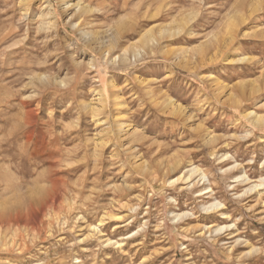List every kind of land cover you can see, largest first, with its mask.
Masks as SVG:
<instances>
[{"label": "rangeland", "instance_id": "rangeland-1", "mask_svg": "<svg viewBox=\"0 0 264 264\" xmlns=\"http://www.w3.org/2000/svg\"><path fill=\"white\" fill-rule=\"evenodd\" d=\"M78 2L0 0V264H264V0Z\"/></svg>", "mask_w": 264, "mask_h": 264}, {"label": "bare ground", "instance_id": "bare-ground-1", "mask_svg": "<svg viewBox=\"0 0 264 264\" xmlns=\"http://www.w3.org/2000/svg\"><path fill=\"white\" fill-rule=\"evenodd\" d=\"M79 1V2H78ZM77 2L79 3V5L81 4V2H80V0H77ZM77 4V3H76ZM81 6V8H82V5H80ZM86 7H83V10H85L86 11ZM90 10V9H89ZM86 13V12H85ZM193 18V16H190L188 19H192ZM239 18V17H238ZM233 22V21H232ZM232 24V23H231ZM235 25V24H234ZM230 26V25H229ZM234 26H232V28H233ZM231 28V29H232ZM234 28H236V27H234ZM179 29H180V27H178L175 31H172L171 29H169L168 30V32H169V35L170 36H172V35H174V34H178L179 33ZM233 30V29H232ZM163 34V32H160V35H162ZM142 40H143V43L145 44H143V43H141V44H143V48H138V47H133L132 48V50L131 51H133V57H134V59L136 60V58L138 57L139 58V56H142L143 54V51L146 49L145 47H147L146 45H149V43H150V41H153L154 43L156 42V43H158V40H159V36H157L156 35V32H152V31H148V32H146L143 36H142ZM223 44V43H222ZM221 47V46H220ZM222 48V47H221ZM202 50H203V48H201ZM218 49H220L219 47H218ZM127 51L128 50H125V53H124V59L126 60V57L129 55H127ZM219 51V50H218ZM217 51V52H218ZM119 56V55H118ZM130 56H131V54H130ZM128 58V57H127ZM128 59H130V57L128 58ZM232 60V59H231ZM236 88V87H235ZM261 89H257V90H255V92H252L251 94H254V93H257V92H259ZM238 102V101H237ZM255 104H259L258 102L257 103H255ZM263 105H264V103H262ZM258 106V105H257ZM259 107H260V105H259ZM258 107V108H259ZM264 107V106H263ZM248 116H250V118L252 119V122L253 123H255V124H264V115H261V114H259L256 110H251L250 112H248ZM212 141V140H211ZM6 163V162H5ZM183 164V161H182V159H180V158H177L170 166H169V168H170V170H176V169H178L181 165ZM185 164V163H184ZM183 164V165H184ZM236 168V167H235ZM187 170L182 174L181 173V175L179 176V177H177L173 182H176V183H178L180 180L182 181L183 179H184V177H185V175H187L188 173H189V176L187 177V180L186 181H188L192 176H194L195 174H197L198 172H200L201 173V176H202V178L204 179V178H206L207 176H206V174H205V172L203 173V172H201V170H200V168L199 167H197V166H194L192 163L189 165V167L188 168H186ZM231 169V168H230ZM154 171V170H153ZM60 172V171H59ZM167 172V171H166ZM200 176V177H201ZM242 176V175H241ZM246 176V174H244L242 177H245ZM154 177V176H153ZM4 178V177H3ZM197 178H198V176H197ZM196 179V178H195ZM194 179V180H195ZM246 179L248 180L249 178H247L246 177ZM8 180V179H7ZM9 180H12V179H9ZM60 180V179H59ZM193 180V179H192ZM192 180H190V181H192ZM197 180V179H196ZM202 180V179H201ZM201 180H199V182L201 181ZM259 182H256V183H254V184H252L251 186H249V189L248 190H246V191H252L253 189H257L258 187H261V186H264V177H261L259 180H258ZM5 182H7V181H5ZM195 182V181H194ZM198 182V181H197ZM10 183V182H9ZM191 183V182H190ZM193 183V182H192ZM196 183V182H195ZM195 183H194V185H195ZM187 184V183H186ZM50 185V184H49ZM64 185V184H63ZM62 185V186H63ZM197 185V184H196ZM187 186H188V184H187ZM14 187V186H13ZM63 187H65V186H63ZM192 187V186H191ZM9 188V187H8ZM67 189V188H66ZM65 189V190H66ZM246 189V188H245ZM8 190V189H7ZM44 190V189H43ZM54 190V189H53ZM31 191V190H30ZM70 191V190H69ZM213 192V191H212ZM241 195H242V193H241ZM40 196V195H39ZM45 197V196H44ZM65 198H66V196H64ZM47 199H48V197H47ZM51 199V198H50ZM58 199V198H57ZM64 200V199H63ZM50 201V200H49ZM58 202V201H57ZM61 202V201H60ZM258 202V201H257ZM51 203V202H50ZM121 205H123V204H121ZM52 206V205H51ZM125 206V205H124ZM54 207V206H53ZM222 207L224 208V206H222V204L220 203V202H210L209 203V205H206V206H204V210H206V211H209V212H211V211H220L221 209H222ZM15 209V208H14ZM53 209V208H52ZM59 210H60V208H59ZM132 210H133V208H132ZM111 212H112V210H110ZM106 213V212H105ZM108 213V212H107ZM223 215L222 216H226V213H224V211L223 212H221ZM45 214H46V212H45ZM184 215H189L190 216V214H188L187 212H184L183 214L182 213H176V216L177 217H181V216H184ZM229 215V214H228ZM215 216V215H214ZM107 217V216H106ZM216 217V216H215ZM227 217V216H226ZM225 217V218H226ZM1 218V217H0ZM104 218H105V216H104ZM187 218V217H186ZM228 218H229V216H228ZM103 219V218H102ZM101 219V220H102ZM176 219V218H175ZM206 219V218H205ZM208 219V218H207ZM100 220V219H99ZM106 220H107V218H106ZM180 220V219H179ZM209 220H210V218H209ZM40 221V220H39ZM115 221V220H114ZM100 222V221H99ZM230 222V221H229ZM12 223V222H11ZM21 223V222H20ZM19 223V224H20ZM36 223V222H35ZM215 223V222H214ZM225 223V222H224ZM42 224V223H41ZM211 224H213V223H211ZM1 225V224H0ZM17 225V224H16ZM96 225V224H95ZM99 225V224H98ZM225 225V224H224ZM223 225V227H220V225H219V228H218V226H217V229L215 230L216 231V233L218 234V232L219 231H221L222 230V232H221V234L225 231H223V229H225L226 227H228V226H231V225H225L224 226ZM4 226V225H3ZM6 226V228H7V225H5ZM21 226H22V224H21ZM91 226V225H90ZM202 226H203V224H202ZM214 226V225H213ZM96 227V226H95ZM100 227V226H99ZM204 227V226H203ZM207 227V226H206ZM10 228V227H9ZM197 228V227H196ZM99 229V228H98ZM199 229V228H198ZM204 229V228H203ZM207 229H210V227H208ZM211 229H213V228H211ZM227 229H231V228H227ZM9 230V229H8ZM26 230V229H25ZM95 230V229H94ZM201 230V229H200ZM10 231V230H9ZM197 231V230H196ZM201 232V231H200ZM209 232V231H208ZM5 233V232H4ZM19 233V232H18ZM226 233V232H225ZM8 234V233H7ZM14 234V233H13ZM220 234V233H219ZM232 234V233H231ZM1 236V235H0ZM4 237V236H3ZM1 239V238H0ZM112 239V238H111ZM5 241H7V240H5ZM4 241V242H5ZM123 241V240H122ZM2 242V241H1ZM115 242V241H114ZM117 242V241H116ZM120 242V241H119ZM5 243H7V242H5ZM117 244V243H116ZM119 244V243H118ZM2 246V245H1ZM7 246V245H6ZM118 247H119V245H117ZM5 247V246H4ZM28 248V247H27ZM3 249H5V248H3ZM13 249V248H12ZM20 249V248H19ZM254 250V249H253ZM14 251V250H13ZM23 251H25L24 249H23ZM255 251V250H254ZM253 251V252H254ZM257 252V251H256ZM145 260V259H144ZM143 260V261H144ZM37 263V262H36Z\"/></svg>", "mask_w": 264, "mask_h": 264}]
</instances>
